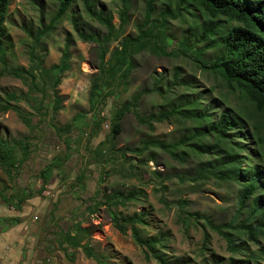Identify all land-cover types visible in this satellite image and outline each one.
Returning a JSON list of instances; mask_svg holds the SVG:
<instances>
[{
	"label": "rangeland",
	"instance_id": "rangeland-1",
	"mask_svg": "<svg viewBox=\"0 0 264 264\" xmlns=\"http://www.w3.org/2000/svg\"><path fill=\"white\" fill-rule=\"evenodd\" d=\"M95 3L97 11L112 17L115 26L114 35L106 42L110 51L124 38L136 37L150 15L154 32L167 37V53H174L168 56L147 50L135 54L127 87H113L106 100L91 110L89 93L93 78L99 74L101 52L99 43L81 39L76 27L104 41L107 28L87 12L84 0H75L51 29L47 27L58 9L56 0L11 1L8 34L2 40L4 53L0 50V140H24L29 143V152L12 177L0 163V227L2 233H9L8 245L15 244L17 238L23 240L19 264H162L153 256L146 258L131 230L123 235L115 228L114 211L123 216L144 213L146 223L137 227L143 237L158 239L166 264H264V236L252 243L240 228L246 222L261 220V214H251L257 201L264 208V190L260 189L257 201L251 199L241 210L244 184L213 174L234 167L231 159L235 156L247 159L241 168L246 170L255 146L252 140L242 141L241 137L251 135V126L229 134V140L235 135L232 140L245 146L229 153L225 142L201 134L207 130L205 125L200 128L194 120L181 117L153 122L150 128L128 113L121 134L112 137L115 107L153 89L159 80L162 92L141 98L140 115L186 108L196 99L204 107L211 105L214 117L228 109L251 112L237 94L227 91L220 77L201 68L200 60L210 61L216 53L212 40L198 42L201 12L190 6L176 17L178 0H155L152 11L149 0H130L122 27L124 0ZM186 37L191 44H198L196 49L202 56L191 49L184 50L189 56L180 52ZM67 39L70 70L59 87L62 108L53 112L50 97L41 102L42 93H32L28 80L13 73L20 68L36 69L32 51L40 57L42 69L58 64ZM8 94L23 95L28 102L9 101ZM7 102L30 113L32 127L14 109L3 110L1 106ZM68 124L70 131H59ZM157 141L179 146L171 153L155 146ZM230 161L232 166H226ZM49 165L53 170L44 180L42 173ZM25 191L33 195L18 204L14 197ZM114 192L134 197L109 204L106 197ZM210 223L227 225L224 231L231 236L234 249ZM68 234L78 235L82 246H75ZM83 246L92 250L93 257L86 255Z\"/></svg>",
	"mask_w": 264,
	"mask_h": 264
},
{
	"label": "trees",
	"instance_id": "trees-1",
	"mask_svg": "<svg viewBox=\"0 0 264 264\" xmlns=\"http://www.w3.org/2000/svg\"><path fill=\"white\" fill-rule=\"evenodd\" d=\"M12 0H0V50L2 51V40L8 34L6 21L8 10ZM58 2V9L55 15L51 18L48 29L66 16L69 9L72 7L75 0H56ZM130 0H124V6L121 10V18L123 27L125 23V16L128 14ZM155 0H149V6L152 11V4ZM84 5L87 12L92 17H97L98 20L107 28L108 34L106 40H98L91 35L86 34L76 27V31L81 39L84 41H96L100 47L99 59V74L92 80V85L89 93V105L91 110H96L111 94L115 86L127 87L129 76L133 69L132 57L135 54L144 51H152L154 54L173 55L174 51L167 53V37L163 38L154 32L151 16H147V21L140 25L139 34L136 37L124 38L120 45L115 47L112 51L109 50V39L114 35L115 26L112 22V17H105L102 11H97L95 0H84ZM194 7L199 10L202 15V22L200 25L201 43L205 40H212L211 47L216 49L212 60L201 62V68L208 70L217 77H220L227 91L237 94L243 102L247 105L249 111L243 110H226L219 114L218 117L211 115L210 106L198 99L187 104L186 108L172 107L170 110L161 111L157 115L142 116L137 112L141 98L151 92H162L158 85L161 80L156 81L153 89L143 91L132 96L129 102L123 103L119 107H115L112 112V137H117L122 132V121L124 116L128 113L134 114L140 124H144L153 128V122H165L172 118L181 117L189 120H194L202 128L204 125L207 130L201 132L203 136L213 135L221 142L230 148V151L242 149L244 145L239 142H234L228 139L229 134L236 130L240 132L246 129L247 126L252 127L251 135L246 133L245 137H241L242 141L252 140L255 151L251 153L252 161L249 162L248 167L244 172L241 168L247 162V159L234 157V167L227 170H219L213 174L220 176V179H232L244 184L242 193L240 195L241 210H243L251 199H256L261 190H264V0H178L176 17L181 16L182 10L187 7ZM167 14H171L168 11ZM228 24V26H224ZM120 26V28H121ZM43 32L44 29H43ZM42 32V33H43ZM47 32V31H46ZM41 33V35H42ZM45 34V33H44ZM41 35H38L40 38ZM196 36V34H195ZM198 44H191L190 38L181 42V50L184 55L189 56L184 50H195L197 56H202L203 52L196 49ZM70 42L67 39L66 48L63 52L61 60L58 64L51 66L49 69H42L40 57L31 52L32 59L36 63V69L26 70L24 68L15 69L14 75L24 78L29 82V88L32 93L41 92L44 102L46 98L50 97L53 102V112H58L62 108L63 99L60 95L59 87L62 83L64 74L70 70ZM34 50V49H33ZM2 53H4L2 51ZM3 56V55H2ZM108 57V58H107ZM198 62V60H197ZM37 70V73H36ZM179 74L174 75L177 80ZM48 93V94H47ZM27 96V95H26ZM9 101L20 102L27 101L23 95L8 94ZM3 110L14 109L28 126L32 127V119L30 113L22 110L16 104L12 105L6 103L1 106ZM47 108V107H46ZM38 110V109H37ZM41 112V111H38ZM70 124L59 131H70ZM239 137V136H238ZM155 146L160 147L166 151L173 153L178 149L177 146L167 145L162 142H154ZM148 146V144H145ZM29 152V143L24 140L6 141L0 140V163L6 171L8 177H12L16 173L19 166L23 165L27 160ZM18 153L23 154L18 157ZM228 167L232 166V162H228ZM53 167L49 165L42 173V178L46 180ZM209 172V170H206ZM247 175V178H245ZM261 189V190H260ZM33 193L23 192L16 195L14 198L18 204L23 203L26 199L31 198ZM23 196V197H22ZM123 196L121 192H114L106 197L109 204L118 205L123 203L126 199L133 198V194L129 193ZM261 214V220L257 222H246L240 226L245 231L247 238L252 243H258L259 238L264 236V208H261L258 201L252 208V214ZM112 222L115 228L123 235H126L131 230V236L135 243L145 249L146 258L153 256L162 264H166L165 259L159 249V241L153 237H143L140 229L137 227L139 223H146L144 213L134 214L132 216H123L120 212H112ZM250 220V219H249ZM222 237L227 241L228 247L234 249L233 242L229 233L224 231L227 225H214L210 223ZM230 226V225H229ZM228 226V227H229ZM68 240H73L75 246H82L78 235H67ZM86 255L93 257L92 250L88 246H83Z\"/></svg>",
	"mask_w": 264,
	"mask_h": 264
},
{
	"label": "crops",
	"instance_id": "crops-1",
	"mask_svg": "<svg viewBox=\"0 0 264 264\" xmlns=\"http://www.w3.org/2000/svg\"><path fill=\"white\" fill-rule=\"evenodd\" d=\"M2 228L0 227V231ZM0 233V264H19V259L21 257V245L24 244L23 240L17 241L15 239V244L8 245L9 233ZM7 234V235H6ZM22 259V257H21Z\"/></svg>",
	"mask_w": 264,
	"mask_h": 264
}]
</instances>
